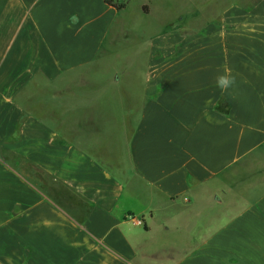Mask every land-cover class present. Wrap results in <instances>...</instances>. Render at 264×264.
<instances>
[{"label": "crops", "instance_id": "obj_1", "mask_svg": "<svg viewBox=\"0 0 264 264\" xmlns=\"http://www.w3.org/2000/svg\"><path fill=\"white\" fill-rule=\"evenodd\" d=\"M111 1L0 0V264H264V0Z\"/></svg>", "mask_w": 264, "mask_h": 264}, {"label": "rangeland", "instance_id": "obj_2", "mask_svg": "<svg viewBox=\"0 0 264 264\" xmlns=\"http://www.w3.org/2000/svg\"><path fill=\"white\" fill-rule=\"evenodd\" d=\"M246 1H255V0H246ZM189 3L190 2L188 0H178V2L175 3L177 7L174 6L171 9H168V8L167 9L164 8V9H166L168 11L169 17H175L176 14H179V13H183V14L187 13L188 14V13L197 12V10L194 7L192 8L189 5Z\"/></svg>", "mask_w": 264, "mask_h": 264}, {"label": "clouds", "instance_id": "obj_3", "mask_svg": "<svg viewBox=\"0 0 264 264\" xmlns=\"http://www.w3.org/2000/svg\"><path fill=\"white\" fill-rule=\"evenodd\" d=\"M234 84H235V77L230 72L227 71L217 75L215 79V86L219 88L222 92L229 89Z\"/></svg>", "mask_w": 264, "mask_h": 264}, {"label": "built area", "instance_id": "obj_4", "mask_svg": "<svg viewBox=\"0 0 264 264\" xmlns=\"http://www.w3.org/2000/svg\"><path fill=\"white\" fill-rule=\"evenodd\" d=\"M126 220L131 221V222H133L135 224H138V225H142L143 224V220L141 218H138V217L134 216V215H128L126 217Z\"/></svg>", "mask_w": 264, "mask_h": 264}, {"label": "trees", "instance_id": "obj_5", "mask_svg": "<svg viewBox=\"0 0 264 264\" xmlns=\"http://www.w3.org/2000/svg\"><path fill=\"white\" fill-rule=\"evenodd\" d=\"M107 2H108V4H110V5H112V6H114V7H116L119 11H121V10H123L125 7H121V6H118V5H116L113 1H111V0H107Z\"/></svg>", "mask_w": 264, "mask_h": 264}]
</instances>
